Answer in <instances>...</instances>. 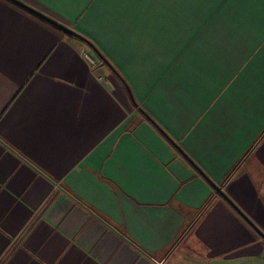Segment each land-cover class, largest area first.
<instances>
[{
    "label": "crops",
    "instance_id": "crops-1",
    "mask_svg": "<svg viewBox=\"0 0 264 264\" xmlns=\"http://www.w3.org/2000/svg\"><path fill=\"white\" fill-rule=\"evenodd\" d=\"M0 0V264H264V0ZM90 49L97 62L80 54Z\"/></svg>",
    "mask_w": 264,
    "mask_h": 264
},
{
    "label": "water",
    "instance_id": "water-1",
    "mask_svg": "<svg viewBox=\"0 0 264 264\" xmlns=\"http://www.w3.org/2000/svg\"><path fill=\"white\" fill-rule=\"evenodd\" d=\"M13 3L21 6L22 8L32 12L38 17L44 19L45 21L51 23L56 26L63 32L72 35L84 42H86L89 47L93 50V52L104 62L106 63L110 69L115 72L114 67L111 63L102 55V53L94 46V44L88 40L86 37L82 36L78 32L73 29L65 26L64 24L56 21L52 17L42 13L36 8L20 1V0H10ZM141 112L145 115V117L164 135V137L171 143V145L186 159V161L212 186V188L221 195L238 213L243 217V219L264 239V233L234 204V202L224 193V191L218 186L210 177L186 154V152L160 127L158 124L145 112L140 108Z\"/></svg>",
    "mask_w": 264,
    "mask_h": 264
},
{
    "label": "built area",
    "instance_id": "built-area-1",
    "mask_svg": "<svg viewBox=\"0 0 264 264\" xmlns=\"http://www.w3.org/2000/svg\"><path fill=\"white\" fill-rule=\"evenodd\" d=\"M80 54L83 57V59L86 60L90 65L96 64L97 57L90 49L82 48L80 50Z\"/></svg>",
    "mask_w": 264,
    "mask_h": 264
}]
</instances>
